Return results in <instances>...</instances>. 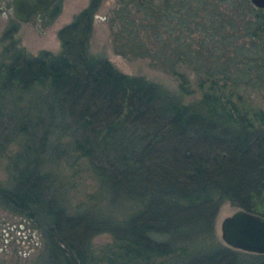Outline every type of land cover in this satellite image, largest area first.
<instances>
[{
  "label": "trees",
  "instance_id": "1",
  "mask_svg": "<svg viewBox=\"0 0 264 264\" xmlns=\"http://www.w3.org/2000/svg\"><path fill=\"white\" fill-rule=\"evenodd\" d=\"M102 3L90 0L58 30V53L31 54L17 27L5 31L0 162L15 139L22 146L0 181V207L42 228L40 264H264V254L221 244L213 229L225 201L264 217V109L252 97L264 99V9L250 0H118L115 51L177 76L173 92L91 53ZM75 152L119 215L69 211L46 167ZM104 232L112 241L96 249Z\"/></svg>",
  "mask_w": 264,
  "mask_h": 264
},
{
  "label": "rangeland",
  "instance_id": "2",
  "mask_svg": "<svg viewBox=\"0 0 264 264\" xmlns=\"http://www.w3.org/2000/svg\"><path fill=\"white\" fill-rule=\"evenodd\" d=\"M89 1L56 0L52 11L42 21L34 18L30 22H25L15 19L12 15L4 17L0 14V62L3 60L6 44L3 41L4 33L14 26L17 27L15 38L27 52L38 54L43 49L51 50L54 53L60 52L61 42L58 38V30L71 22L74 15L85 8ZM117 5L118 0H103L94 20L90 45L91 53L109 58L125 73L144 76L170 91L178 92L179 79L177 76L154 66L147 57L122 55L115 51L110 19ZM182 70L187 71L195 85V73L188 68H182ZM197 97L198 93H195L185 96L184 100L189 102L197 99ZM252 97L256 106L264 109V99L260 91L259 93L253 92ZM6 123L7 121L2 124L3 127ZM21 146L18 139L9 145L7 156L0 162V181L6 182L8 178L6 165L10 156L15 154ZM78 156L79 154L75 152L74 159L71 161L68 160L69 158H63L58 163H48L46 167L48 170H52L54 174H58L63 188V190H58V195L62 196V191H64L63 200H66L69 211L77 212L87 207L86 209L90 213L97 216H112L114 212L118 213L110 200L109 191L102 190V184L98 176L92 171L88 160ZM237 208L238 206L225 201L220 205L215 215L214 234L216 240L221 244H225L224 240L221 239V221ZM120 212L122 211L119 210L117 215ZM0 226L2 231L0 264H40V258L44 253V235L42 228L34 219H28L0 207ZM110 241H112V236L107 232L101 233L93 239L96 249Z\"/></svg>",
  "mask_w": 264,
  "mask_h": 264
},
{
  "label": "water",
  "instance_id": "3",
  "mask_svg": "<svg viewBox=\"0 0 264 264\" xmlns=\"http://www.w3.org/2000/svg\"><path fill=\"white\" fill-rule=\"evenodd\" d=\"M55 0H17L14 2V14L22 21H29V15L38 11L42 19ZM255 7L264 9V0H250ZM221 239L230 247L241 251L264 254V217L238 207L231 215L226 216L220 225ZM1 230V227H0ZM2 235L0 233V239Z\"/></svg>",
  "mask_w": 264,
  "mask_h": 264
},
{
  "label": "flooded vegetation",
  "instance_id": "4",
  "mask_svg": "<svg viewBox=\"0 0 264 264\" xmlns=\"http://www.w3.org/2000/svg\"><path fill=\"white\" fill-rule=\"evenodd\" d=\"M55 1L51 4V6L47 10H45L42 19H40L41 13L38 11H35V12L30 13L29 21L27 22L32 21L34 18H37L41 21L44 20V18L47 17L50 11H52ZM14 2H17V0H0V14L3 15L4 17H9V15H12V17H14L15 19L22 21L21 19L17 18L14 14ZM27 2L31 4L33 3V0H27ZM0 233L2 235L1 230H0Z\"/></svg>",
  "mask_w": 264,
  "mask_h": 264
}]
</instances>
